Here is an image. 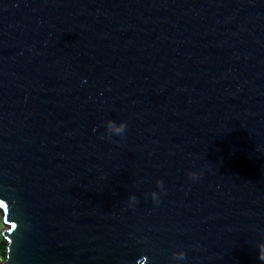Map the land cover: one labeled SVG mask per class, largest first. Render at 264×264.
Masks as SVG:
<instances>
[{"label":"water","instance_id":"95a60500","mask_svg":"<svg viewBox=\"0 0 264 264\" xmlns=\"http://www.w3.org/2000/svg\"><path fill=\"white\" fill-rule=\"evenodd\" d=\"M0 217V264H264V0H0Z\"/></svg>","mask_w":264,"mask_h":264},{"label":"clouds","instance_id":"9594fccd","mask_svg":"<svg viewBox=\"0 0 264 264\" xmlns=\"http://www.w3.org/2000/svg\"><path fill=\"white\" fill-rule=\"evenodd\" d=\"M109 122H114L113 120L109 119ZM126 123L124 121H121L120 122V125H119V129L120 131L124 132L125 129H126ZM189 175L193 178H196L197 176V173L196 172H190ZM157 184L158 185H161L162 184V181H157ZM259 247V253H258V256H259V259L260 260H264V246H258Z\"/></svg>","mask_w":264,"mask_h":264},{"label":"trees","instance_id":"16d2710c","mask_svg":"<svg viewBox=\"0 0 264 264\" xmlns=\"http://www.w3.org/2000/svg\"><path fill=\"white\" fill-rule=\"evenodd\" d=\"M6 250V241L2 237H0V254L5 256Z\"/></svg>","mask_w":264,"mask_h":264},{"label":"rangeland","instance_id":"374dc122","mask_svg":"<svg viewBox=\"0 0 264 264\" xmlns=\"http://www.w3.org/2000/svg\"><path fill=\"white\" fill-rule=\"evenodd\" d=\"M5 227V225L2 223L1 217H0V237H2L1 232L2 229Z\"/></svg>","mask_w":264,"mask_h":264},{"label":"built area","instance_id":"2783aa9c","mask_svg":"<svg viewBox=\"0 0 264 264\" xmlns=\"http://www.w3.org/2000/svg\"><path fill=\"white\" fill-rule=\"evenodd\" d=\"M5 256L0 254V262L4 260Z\"/></svg>","mask_w":264,"mask_h":264},{"label":"snow or ice","instance_id":"6c2138e0","mask_svg":"<svg viewBox=\"0 0 264 264\" xmlns=\"http://www.w3.org/2000/svg\"><path fill=\"white\" fill-rule=\"evenodd\" d=\"M13 227H15V225H13Z\"/></svg>","mask_w":264,"mask_h":264}]
</instances>
